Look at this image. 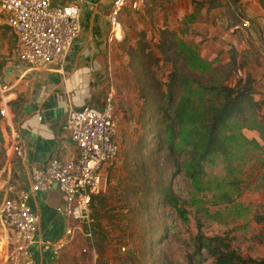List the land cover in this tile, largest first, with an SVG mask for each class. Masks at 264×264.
<instances>
[{
  "label": "rangeland",
  "instance_id": "374dc122",
  "mask_svg": "<svg viewBox=\"0 0 264 264\" xmlns=\"http://www.w3.org/2000/svg\"><path fill=\"white\" fill-rule=\"evenodd\" d=\"M208 1L144 0V5L139 11L123 13L124 17H128V40L122 49H117L118 59L110 76L115 92L113 102L118 117L120 152L104 167L107 175L106 190L94 200L92 206L97 221L93 238L98 253L96 264L143 262L148 258L146 255L142 256L141 252L147 239L154 236L160 238L150 246L151 259L156 264H212V258L205 252H202L201 256L193 254V238L198 232L205 236H226L231 246L242 255L257 260L264 258V240H261L264 223L255 221L256 215L264 216V138L256 130H241L247 142L238 138L230 150L229 159L219 155L205 164L203 180L207 182L209 188L198 192L192 190L190 182L181 173H171L167 157L163 156L160 161H155L154 157L152 161L145 160L144 166L137 170L133 162L126 158L132 151V145L144 133L143 115L150 114L149 110L153 107L149 105L144 112L145 99L141 97L143 90L142 83L138 82V77L140 78L137 74L138 65L135 58L129 60L127 49L130 45L134 46L139 39L142 45L152 47L151 53L154 57L162 58L159 50L154 47L156 42L153 33L149 32L146 37H140V32L137 33L138 36L129 33L141 27L140 23L145 21V16L150 24L158 23L159 17H162L160 21L167 26L168 20L171 19L173 22L175 18L178 24L177 31L181 33V37L192 42L185 32L191 29L190 22L197 10L206 7ZM229 1L236 4L240 0ZM237 5H239L237 10L243 11L242 5ZM180 12L183 14L181 18L178 16ZM167 13L174 16L168 18ZM16 52V37L4 23L3 14L0 12V96L3 84H9L6 69L14 66ZM212 63L218 64L217 60H213ZM171 67L170 62L153 63L141 79L148 82L152 76L160 83H165ZM236 68L243 74L241 66ZM257 85L259 91L255 95L256 99L264 94V82ZM162 88H165L163 84ZM9 92L10 90H7L5 94ZM146 124V131L150 134L149 144L154 148L153 131L157 129L156 121L148 118ZM8 147V128L5 121L0 118V178L6 174L3 168ZM156 166L161 169L160 173L169 179L174 191L187 200L185 221L179 220L174 213L169 212V209L161 206L157 212L153 211L152 206L144 209V202L151 199L150 196L142 195L139 185L146 176L150 179L156 177L153 172ZM224 192L229 193L230 200L220 198V193ZM3 198L0 197V202ZM121 246H124L125 250H120ZM87 256L90 254L86 252L84 257ZM135 259H138L136 263Z\"/></svg>",
  "mask_w": 264,
  "mask_h": 264
},
{
  "label": "crops",
  "instance_id": "0c3cea01",
  "mask_svg": "<svg viewBox=\"0 0 264 264\" xmlns=\"http://www.w3.org/2000/svg\"><path fill=\"white\" fill-rule=\"evenodd\" d=\"M70 2L80 6L81 29L62 68L28 69L16 59L14 66L6 69L9 84L3 85L10 90L7 95L10 98L11 119L5 123L7 128L11 126L20 130L22 154L17 156L9 148L5 151L7 159L3 170L6 174L0 178L1 198L13 196L18 189L28 188L31 167L41 168L54 157H75L76 148L64 129L63 108L67 103L76 107L84 103L101 106L110 91L114 98L111 71L118 59L117 49H122L128 40V17H124L123 13L135 10L126 8L121 11L123 36L111 40L108 23L110 0H51L52 5ZM236 4L242 5L243 24L233 21L230 9H233L234 3L209 0L206 7L197 10L190 22L191 29L185 34L197 45L202 58L225 64L233 57L237 67L241 66L243 71L249 72L257 85L264 82L261 56L264 50V8L259 0H240ZM179 14L181 18L182 12ZM173 16L167 13L168 18ZM161 19L159 17L158 23L150 24L145 16L141 27L129 34L138 36L140 30H145L146 36L149 32L153 33L156 42L159 29L177 30L175 18L173 22L168 20V26ZM244 21L248 24L245 25ZM28 202L38 213L39 223L35 241L23 264L97 263L96 244L80 235H76L63 249L55 250L50 246L71 224L62 213L64 200L55 187L45 192L30 193ZM9 241H12L11 233L0 229V264L5 262ZM86 252L89 257H84Z\"/></svg>",
  "mask_w": 264,
  "mask_h": 264
},
{
  "label": "trees",
  "instance_id": "16d2710c",
  "mask_svg": "<svg viewBox=\"0 0 264 264\" xmlns=\"http://www.w3.org/2000/svg\"><path fill=\"white\" fill-rule=\"evenodd\" d=\"M259 1L264 8V0ZM238 6L234 3L230 11L233 21L243 24L244 11L237 10ZM140 33V37H146L144 31ZM154 47L162 58L154 57L150 46L142 45L139 39L126 52L129 60L135 58L138 65V82L142 83L143 90L141 97L145 99L144 112L149 105H153L150 114L142 117L144 133L132 145V151L126 158L133 162L137 170L144 166L145 160L152 161L154 157L155 161H160L163 156L167 157L171 173H181L190 182L193 191L208 189L207 182L203 180L205 164L219 155L229 159L230 150L238 138L247 142L242 129L256 130L264 138V94L255 98L258 85L249 72L243 71L234 83L230 82L237 67L233 57L225 64H213L202 58L197 45L184 40L177 30L167 27L159 29ZM161 61L170 62L172 66L165 83L152 76L148 82L141 79L151 64ZM148 118L156 121L154 148L149 144L150 134L146 131ZM160 170L158 166L154 167L156 177L150 179L146 176L139 185L142 195L151 199L144 202V209L152 206L153 211L157 212L161 206L185 221L187 200L174 191L169 179ZM100 194L92 197L91 209ZM220 198L230 200L229 193H220ZM255 221L264 223V216L256 215ZM262 231L261 240H264V228ZM159 239L158 236L147 239L141 253L148 259L138 261V264H156L151 259L150 246ZM202 252L212 258V264H264V258L257 260L242 255L223 235L205 236L198 232L193 238V254L201 256ZM137 260H134L135 263Z\"/></svg>",
  "mask_w": 264,
  "mask_h": 264
},
{
  "label": "built area",
  "instance_id": "2783aa9c",
  "mask_svg": "<svg viewBox=\"0 0 264 264\" xmlns=\"http://www.w3.org/2000/svg\"><path fill=\"white\" fill-rule=\"evenodd\" d=\"M143 5L144 0H110L109 39L123 36L121 11L126 8L139 10ZM0 12L16 37L19 63L28 69L62 68L81 29L78 3L52 5L51 0H0ZM261 56L264 61V50ZM241 75V70L236 68L230 82L234 83ZM6 91L3 85L0 118L10 121V98ZM63 110L64 129L76 148V155L67 159L54 157L41 168L31 167L28 188L18 189L13 196L1 200L0 229L12 236L4 264H23L35 241L39 215L28 202L32 192H45L55 187L63 197L62 213L71 224L60 239L50 244L52 248H65L76 235L94 238L96 219L92 215L91 199L106 190L104 167L117 157L120 149L113 95L110 91L101 106L84 103L76 107L67 103ZM8 138L11 152L21 155L20 130L10 126ZM120 250L125 247L121 246Z\"/></svg>",
  "mask_w": 264,
  "mask_h": 264
},
{
  "label": "water",
  "instance_id": "95a60500",
  "mask_svg": "<svg viewBox=\"0 0 264 264\" xmlns=\"http://www.w3.org/2000/svg\"><path fill=\"white\" fill-rule=\"evenodd\" d=\"M8 72H9V70H8Z\"/></svg>",
  "mask_w": 264,
  "mask_h": 264
}]
</instances>
